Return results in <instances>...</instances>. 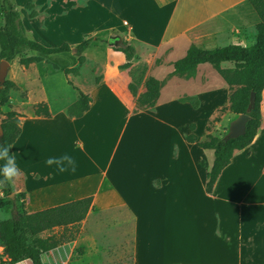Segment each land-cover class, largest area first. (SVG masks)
Here are the masks:
<instances>
[{"label": "crops", "instance_id": "crops-1", "mask_svg": "<svg viewBox=\"0 0 264 264\" xmlns=\"http://www.w3.org/2000/svg\"><path fill=\"white\" fill-rule=\"evenodd\" d=\"M45 2L52 13L60 10L70 29L115 33L134 47L140 61L149 60L142 59L138 46L151 49L154 58L145 79H157L162 88L153 107L134 112L131 77L118 69L124 56L108 47V59L93 61L100 75L88 83L85 94L91 102L82 117H67V106L60 122L50 111L49 118L20 122L11 151L21 168L14 189L24 195V211L33 214L91 198L74 239L43 253L41 264H257L258 248L264 250V186L247 190L244 181L251 176V161L264 170V89L254 139L233 152L208 194L213 151L197 146L206 134L203 130L197 137L194 122L205 106L211 108L206 122L228 107L229 88L207 64L187 80L170 76L172 63L190 46H251L259 19L248 0H35V6ZM83 56L77 76L88 66ZM144 92L143 82L138 93ZM182 98H195L196 105ZM18 100L12 93L4 113L16 111ZM189 134L195 143L186 141ZM64 153L74 158L75 171L46 165L49 157ZM258 208L259 216L253 214ZM63 230L56 227L50 234Z\"/></svg>", "mask_w": 264, "mask_h": 264}, {"label": "trees", "instance_id": "trees-1", "mask_svg": "<svg viewBox=\"0 0 264 264\" xmlns=\"http://www.w3.org/2000/svg\"><path fill=\"white\" fill-rule=\"evenodd\" d=\"M248 2L259 19L255 27V41L251 46L244 47L240 44H232L209 50L190 46L183 58L172 63L173 70L170 76H177L186 80L195 76L198 66L204 64L211 66L231 91L227 110L235 117L245 113L250 93L254 92L255 94L254 107L249 113L250 120L245 125L243 135L224 143L221 141L222 137L216 138L208 135L204 141L197 143L198 147L213 151L211 164L206 175L205 192L208 194L211 193L221 171L230 163L233 152L243 150L252 142L261 122L260 102L261 93L264 89V0H248ZM24 8L29 10L28 17L33 18L37 15L31 3H26ZM0 10V18L2 19L0 27V61H6L8 64L17 59L20 66L28 67L31 64L42 62L44 56L70 53L74 50L77 53V66L66 68L63 73L66 77L77 75L80 66L84 62L82 54L92 45L107 43V40L102 36H90L74 48L66 43L57 47H45L25 36L18 9L12 0H0ZM109 45L114 52L121 53L124 56L125 61L118 66V69L129 71L136 59L134 47L121 39L117 44L118 46L112 43ZM27 53H37L38 55L28 56ZM223 64H230V67L224 68ZM53 68L58 69L56 66H53ZM143 73L144 69H142ZM67 83L72 85L68 79ZM144 87L145 92L138 93V85L131 78L128 90L136 101L134 112L155 105L160 95L162 82L153 77H147L144 81ZM15 88V83L10 80H5L0 85V108H10V91ZM73 89L77 93V100L65 109V113L69 118H80L88 111L91 99L76 87L73 86ZM0 116L3 117L2 122H0L2 131L0 144L9 146L10 153H12L11 146L21 132L20 119L25 116L14 110L7 113L0 111ZM33 116L49 118L48 106L44 103L37 104L33 109ZM189 129L193 131L194 124H190ZM186 141L195 143L196 138L194 135L189 134L186 136ZM0 192H3V202L10 205L11 208L9 219L0 222V246L10 264L27 260L31 264H41L40 256L43 253L74 239L80 223L91 207V198H84L33 214H27L25 211L19 212L17 210L11 182L0 186ZM11 195H13L12 198ZM19 199L21 205H24V195L22 193L19 194ZM56 227L64 228L60 235L47 234L43 236Z\"/></svg>", "mask_w": 264, "mask_h": 264}, {"label": "rangeland", "instance_id": "rangeland-1", "mask_svg": "<svg viewBox=\"0 0 264 264\" xmlns=\"http://www.w3.org/2000/svg\"><path fill=\"white\" fill-rule=\"evenodd\" d=\"M16 8L18 9V13L20 16V21L25 33V36L28 39L34 40L45 47H57L62 45L63 43L68 44L71 48H74L77 44L81 43L85 38L90 36H102L107 43L100 44L97 43L94 47H91L90 50H87L82 55L88 58V66L84 69L83 73L76 75H70V77H66L63 73V70L66 68L74 67L77 63V53H64L57 54L51 56H44L42 62L35 63L31 67L20 66L17 63V59L11 62L8 66V71L5 80H10L15 82L17 87L10 91V96L18 98V102L20 104L15 106V110L19 111V113L25 116V119H20V122H36L33 116V109L39 103H44L48 106L49 111L54 119L57 122L61 121V117L64 116L63 110L76 102L77 93L73 89V86L80 90L82 93H86L88 88V83H95L96 79L100 75L99 72L94 73L93 65H98V63H94V60H106L108 59V54L106 50L110 47L109 44L117 45L119 44L120 38L113 32H102L100 33L98 30L94 31L90 30H76L70 29L65 25V19L60 13V10H56L55 13H52V10L48 7L47 2L42 4V7L39 9L35 6V0H12ZM31 3L33 5V10L37 12V15L33 18L28 17L29 10L24 8L26 3ZM44 5V6H43ZM44 8V9H43ZM46 10H50L48 14ZM1 11V10H0ZM43 12V13H39ZM45 12V14H44ZM2 25V19L0 18V27ZM88 36H85V35ZM116 39V41H115ZM122 40V39H121ZM138 49L141 51V55H143L142 59H148V63L150 64V59L154 58V52L146 47L138 46ZM26 55L37 56V53H27ZM93 62V63H91ZM135 65L132 64L131 68L128 72L130 77L135 81L138 85H140L145 81V75L148 70L147 61L141 60L139 58L135 59ZM153 65H157L158 62L152 63ZM53 66H56L58 69H54ZM230 65H223L224 68H227ZM142 69H144V73L142 74ZM67 79L71 82L72 85L67 83ZM14 80V81H13ZM231 91L229 89L228 93L225 96V101L229 98ZM173 94V90L165 91V96ZM20 97V98H19ZM181 100H187L192 106L196 105V99L191 98L188 100L187 98H182ZM224 99L220 101L223 103ZM6 107L0 108L1 112L7 111ZM228 107H222L221 110L218 111L216 117L206 122V118L210 117L211 108L209 106H205L202 109L197 117L196 122H194L197 126L196 136L202 137V132L204 130V134L206 136H213L216 138H221L227 131L228 124L231 120L235 118V116H231L227 110ZM112 113V112H111ZM3 117L0 116V122H2ZM224 121V122H220ZM223 123V125L217 128L218 124ZM26 125V124H24ZM217 128V129H216ZM213 131H216V134H212ZM43 135H50L49 130L43 129ZM251 176L242 179L246 183V188L248 189H258L261 186H264V173L261 166L256 161H251ZM21 177L11 182L13 188V194L16 198V206L19 212H24V205H21V201L19 199V193L14 189L17 185H19ZM250 190V195L252 194ZM245 190L241 191V197H244ZM242 200L248 201V198H241ZM10 205L3 202V196H0V222L6 221L10 217ZM262 209H255L253 214L260 215ZM246 211L244 210V214ZM53 231L44 234L43 236L52 233ZM126 249V248H125ZM124 249V250H125ZM125 250L123 253H125ZM256 262L257 264H264V250L259 247L256 253ZM17 264H31L28 260L23 261ZM125 264V263H123Z\"/></svg>", "mask_w": 264, "mask_h": 264}, {"label": "clouds", "instance_id": "clouds-1", "mask_svg": "<svg viewBox=\"0 0 264 264\" xmlns=\"http://www.w3.org/2000/svg\"><path fill=\"white\" fill-rule=\"evenodd\" d=\"M45 163L49 166L55 165L59 172H64L69 168L75 171L76 167L74 158L68 153L49 157ZM20 173L21 168L16 156L10 153V147L0 144V186L18 179ZM2 195L3 192H0V196Z\"/></svg>", "mask_w": 264, "mask_h": 264}, {"label": "water", "instance_id": "water-1", "mask_svg": "<svg viewBox=\"0 0 264 264\" xmlns=\"http://www.w3.org/2000/svg\"><path fill=\"white\" fill-rule=\"evenodd\" d=\"M118 46V45H115ZM72 53H74V50H72ZM8 62L6 61H0V85H2L5 81L7 71H8ZM254 102H255V94L254 92L250 93L249 96V102L248 106L245 110V113L237 115L233 120H231L228 124L227 131L222 136L221 141L227 142L230 139H236L237 137L241 136L245 132V125L246 123L250 120L249 113L254 107ZM2 135V131L0 128V137ZM13 195H11V198Z\"/></svg>", "mask_w": 264, "mask_h": 264}, {"label": "built area", "instance_id": "built-area-1", "mask_svg": "<svg viewBox=\"0 0 264 264\" xmlns=\"http://www.w3.org/2000/svg\"><path fill=\"white\" fill-rule=\"evenodd\" d=\"M0 264H10L7 257L3 253V249L0 246Z\"/></svg>", "mask_w": 264, "mask_h": 264}, {"label": "flooded vegetation", "instance_id": "flooded-vegetation-1", "mask_svg": "<svg viewBox=\"0 0 264 264\" xmlns=\"http://www.w3.org/2000/svg\"><path fill=\"white\" fill-rule=\"evenodd\" d=\"M115 41H116V39H115ZM118 41H120V40H118Z\"/></svg>", "mask_w": 264, "mask_h": 264}]
</instances>
